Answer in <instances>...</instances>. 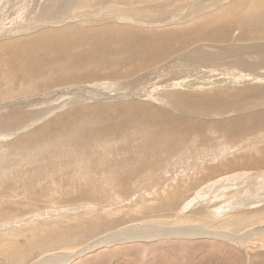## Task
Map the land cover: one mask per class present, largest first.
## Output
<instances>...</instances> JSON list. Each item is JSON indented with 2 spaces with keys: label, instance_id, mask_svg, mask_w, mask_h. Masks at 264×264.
I'll list each match as a JSON object with an SVG mask.
<instances>
[{
  "label": "rangeland",
  "instance_id": "374dc122",
  "mask_svg": "<svg viewBox=\"0 0 264 264\" xmlns=\"http://www.w3.org/2000/svg\"><path fill=\"white\" fill-rule=\"evenodd\" d=\"M197 1L195 0V5ZM54 6V0L48 4L46 0H0V25L10 18L22 22L32 21L42 12L46 16ZM262 7L260 12H254L250 16L251 20L260 21L256 23L257 27L264 24L261 23L264 22V5ZM82 10H87V7L74 8V11ZM147 24L149 28L157 29L150 32L160 33L178 26L179 23L160 25L157 21ZM147 24L144 23V27L147 28ZM231 34H238L237 28H234ZM193 45L192 42L191 46ZM139 58L144 60L142 64H146V56ZM159 58L165 61L164 57ZM3 65L6 64H0L2 72L7 69ZM161 70L159 69L158 73H161ZM0 78V92H6L5 97L2 94L3 98H0V118L14 112L18 105L31 106L30 102L37 94L32 93L23 96L24 98L8 95V86L10 85L11 89L13 83L5 74ZM94 83L105 84V88L108 85V90L109 86L120 87L123 80H93L80 86H90ZM142 84L147 90L140 88L139 92L143 97L136 96L137 98H149L147 101L167 111L171 116L190 121V127L195 129L194 134L204 135L205 143L202 144L196 136L191 135L175 146L173 145L176 138L168 148L162 141L149 148L150 142L142 141L140 136L146 131L143 126L145 123H141L138 129H132L129 125L124 129L128 132L125 137L120 134L111 136V139L101 136L96 144H91V140L87 139L91 126L77 121L66 126L65 130L62 129L65 132H51L43 137L32 136L33 130H39L41 125L60 113L56 107L57 96L42 98L43 102L46 99L49 104L40 109H33L34 112L29 114L30 118L24 123L1 121L0 249L17 244L15 248L20 254L14 257L13 253L8 252L6 257L1 251L0 264H30L35 259L53 252L73 255L80 248L104 235L161 219L168 220L167 223H162V228L180 233L183 228L200 230L202 226L205 233L201 236L181 234L158 240L110 241L111 243L93 248L64 264H264V159L260 158L263 151L261 148H264V127L255 131L247 128L246 133L238 134L244 141H239L237 148L231 141L228 144L231 143L229 145L233 147L223 145L225 143L217 139L218 124L230 125L234 120L241 119V114L248 113L246 110L233 112L225 109L223 112L222 108L218 107L217 110L200 108L199 111L198 108L190 107L183 108L182 111L157 94L162 85L158 86L156 83L153 88L147 80ZM68 87L70 86L62 88ZM56 89L52 88L48 92ZM117 89L120 91L115 88ZM134 89L136 88L124 90L135 92ZM176 90L181 89L176 87ZM115 98L113 93H108L104 100L109 102ZM125 99L131 98L127 96ZM96 100L102 98L98 97ZM117 101L121 99L118 98ZM253 102L246 105L253 112L259 108L264 109V100L261 101V98L254 99ZM47 105L53 107L51 112L44 109ZM169 126L171 127L170 124ZM20 135L23 143L19 142ZM121 138L124 139L118 142ZM102 139L107 144L104 142V146H99L98 143ZM208 149L209 151H203ZM143 152L145 157L142 156ZM162 155L164 157L161 158ZM233 157H239L240 161L233 160ZM257 158L261 159L260 164H257L260 160ZM85 159H91L92 162ZM148 159L154 162L149 160L147 163ZM155 160L161 162L157 164ZM224 161L226 165H222L225 164ZM142 163L146 165L143 166ZM218 167L220 169H217ZM245 212L256 214L251 223L232 226L223 224L232 215L242 216ZM151 224L157 227L156 224Z\"/></svg>",
  "mask_w": 264,
  "mask_h": 264
},
{
  "label": "bare ground",
  "instance_id": "6f19581e",
  "mask_svg": "<svg viewBox=\"0 0 264 264\" xmlns=\"http://www.w3.org/2000/svg\"><path fill=\"white\" fill-rule=\"evenodd\" d=\"M50 1L52 0H46V4ZM54 2L53 10L46 16L42 12L34 20L26 22L10 18L0 25V64L5 63L6 65L3 66L7 67L4 72L0 71V76L7 75L13 83L11 89L10 85L8 86L7 90L10 93L8 95L23 97L32 93L37 94L34 100H31V106L18 105L14 112L11 110L9 115L5 114L1 117L0 123L2 120L24 123L30 118L29 114L33 109H40L43 105L49 104L46 99L44 103L42 98L57 96L56 107L59 108L60 113L47 123L40 124V128L37 127L39 130L32 131V136L43 137L51 132L63 131L67 128L66 126L77 121L91 126L87 139L91 140V144H96L101 136L110 138L120 134L125 137L128 132L124 129L129 125L132 129H138L141 123H145L143 126L146 131L140 136L142 141L150 142L149 148L158 141L164 142L168 148L176 138V143L173 145L175 146L177 143H183L191 135L196 136L204 144V135H195V129L192 130L190 127V121L171 116L167 111L147 101L149 98L140 100L136 97H143L139 90L146 89L142 82L147 80L153 88L156 87V83L158 86L162 85L157 94L165 98L167 102L181 108L182 111H184L183 108L190 107L198 108V110L200 108L212 110L219 107L223 112L225 109L233 112L240 109L246 110L248 113L241 114L242 118L234 120L230 125L218 124L217 139L222 140L225 144L220 143L223 145L235 143L237 148L240 145L239 141H244L242 136H237L238 134L246 133L247 128L255 131L264 127V109L259 110V108L253 112L249 106H246L254 99L264 100V24H259L257 27L256 23L260 21L250 19L254 12H260L263 8L264 0H198L196 5L195 0H54ZM82 6H86L88 11H74V8ZM157 21L159 24L170 22L179 24L164 32H150L157 29L149 28L147 23ZM144 23L147 24V28L144 27ZM261 23L264 22L261 21ZM234 28H237L238 34L233 36L231 33ZM173 31L183 33L174 34ZM192 42L193 46H191ZM139 56H146V64H142L144 60ZM159 57H164L165 61ZM159 69H162L161 73H158ZM104 79H122L123 84L120 83V87L109 86L108 90L106 89L108 85L105 88V84L102 83L80 86L93 80L98 82ZM123 85L124 87L121 88ZM67 86L70 87L62 88ZM134 87L135 92L124 90ZM176 87L181 90H176ZM52 88L61 89L48 92ZM115 88H119L120 91ZM0 93V98L2 94L6 95V92ZM41 93L44 95H40ZM108 93H113L116 98L105 102L104 99L108 97ZM127 96L131 99H125ZM98 97L102 100L97 101ZM118 98L121 101H117ZM44 109L51 112L53 107L47 105ZM104 139L106 140L105 137ZM123 139L121 138L118 142ZM230 141L231 143L228 144ZM19 142L23 143L22 137ZM104 142L106 143L102 139L98 145L104 146ZM30 143L31 141L28 144ZM139 146L144 147L140 144ZM261 149L264 151L263 147ZM203 151H209V149ZM263 151L259 153L261 159H264ZM142 156L145 157V153ZM149 157L151 158L150 155ZM233 158L240 161L239 157ZM261 159L257 164H260ZM85 160L92 162L91 159ZM149 160H146L147 163ZM150 161L154 162L152 159ZM155 162L158 161L155 160ZM144 163H142L143 166L146 165ZM255 216L254 212H245L242 216L232 215L223 224L247 225ZM156 221H147L140 227L131 226L104 235L80 248L73 255L53 252L35 259L30 264H64L110 241L158 240L181 234L201 236L205 233L202 226L200 230L183 228L178 233L172 229L162 228L168 220ZM151 223L156 224L157 227ZM15 247L17 244L3 247L0 252L3 251L4 256L10 252L15 257L19 253Z\"/></svg>",
  "mask_w": 264,
  "mask_h": 264
}]
</instances>
